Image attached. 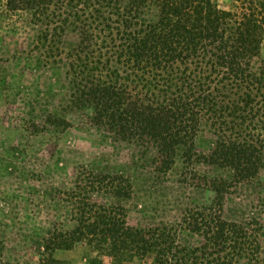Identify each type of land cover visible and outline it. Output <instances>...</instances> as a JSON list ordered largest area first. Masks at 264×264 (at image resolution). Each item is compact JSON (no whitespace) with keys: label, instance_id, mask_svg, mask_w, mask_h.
I'll list each match as a JSON object with an SVG mask.
<instances>
[{"label":"trees","instance_id":"trees-1","mask_svg":"<svg viewBox=\"0 0 264 264\" xmlns=\"http://www.w3.org/2000/svg\"><path fill=\"white\" fill-rule=\"evenodd\" d=\"M6 0L43 26L40 41L77 36L70 53V105L114 138L151 149L162 170L181 157L254 177L264 156V0ZM154 12V13H153ZM52 49V46H49ZM58 47L56 46V51ZM49 124L66 129L65 119ZM203 123L216 137L209 155H197ZM89 191L129 199L132 186L121 175L90 174ZM81 179V177H79ZM82 183V179L80 180ZM77 199V198H76ZM74 226L45 240L44 252L84 243L95 252L90 264H240L249 240L223 219L192 211L185 221L202 239L198 249L178 245L166 227L132 229L122 207L84 197ZM189 219V220H188ZM197 258H195L196 260ZM47 264H65L50 260ZM253 264H260L254 259Z\"/></svg>","mask_w":264,"mask_h":264},{"label":"rangeland","instance_id":"rangeland-1","mask_svg":"<svg viewBox=\"0 0 264 264\" xmlns=\"http://www.w3.org/2000/svg\"><path fill=\"white\" fill-rule=\"evenodd\" d=\"M217 4L222 9L240 6L224 0ZM42 30L26 12L9 10L0 0V264L52 259L90 264L95 252L84 243L51 253L43 249L49 235L73 228L77 202L84 197L122 207L132 229L166 227L184 249L202 244L185 221L192 211L226 220L251 245L240 264L254 259L264 264V156L249 179L180 156L162 170L156 152L94 128L86 111L71 108L68 65L77 36L63 34L56 51L51 43L43 47ZM52 117L70 126L54 127L47 121ZM215 140L213 129L203 123L194 142L196 154L209 155ZM90 174L129 179L131 197L89 191L84 185ZM194 257L201 263L202 255ZM102 261L110 264L106 257ZM123 264H151V258Z\"/></svg>","mask_w":264,"mask_h":264}]
</instances>
